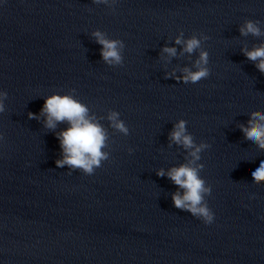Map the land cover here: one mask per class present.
Returning a JSON list of instances; mask_svg holds the SVG:
<instances>
[{"label": "clouds", "instance_id": "9594fccd", "mask_svg": "<svg viewBox=\"0 0 264 264\" xmlns=\"http://www.w3.org/2000/svg\"><path fill=\"white\" fill-rule=\"evenodd\" d=\"M108 0H94V3H107ZM260 21L246 20L239 31L241 35L247 36L251 34L254 37L264 35L260 28ZM96 42L102 45L101 56L108 64H121L122 56L120 49L123 44L119 40L106 39L100 31L93 33ZM203 39H208L204 36ZM175 44H183V52L193 53L201 48V40L196 36H192L187 40L178 36ZM163 52L169 56L176 55L175 47H164ZM244 55L255 63L256 68L264 73V43L253 47L251 50L242 49ZM209 62V54L205 50H201L198 60L195 61L196 71L184 68V74L176 79L182 80L184 83H197L202 79H206L210 75L207 67ZM6 92H0V113L5 111L4 101L7 99ZM88 108L83 103L74 99L70 95L53 94L44 100V106L41 114L46 117L45 127L55 129L57 123L67 122L68 127L58 133L57 139L60 141L62 149V159L56 161L57 167L69 166L72 169H81L86 175L93 174L96 168H99L102 161L107 160L108 154L102 151L106 147L107 134L105 129L95 120V117L88 115ZM30 119H36L34 113H29ZM111 126L117 131L127 135L129 129L125 122L119 119L118 112H111L108 115ZM187 121H178L170 133V140L177 145H182L184 149L189 150L188 155L191 157L185 164L178 167H172L167 171L168 178L179 189L184 192L181 195L179 191L172 195V201L177 209L188 211L192 215L201 218L204 223L210 224L214 219V214L204 203V195L211 194V187H206L205 180L199 175L203 169V164L196 162L201 159L200 153L210 147L209 144L201 142L196 144L193 136L187 132ZM240 130L244 133L245 139L253 141L261 150H264V112L253 111L250 113L247 126L240 125ZM2 138V137H0ZM132 150L129 149V152ZM250 174L256 184L264 182V160L259 161V166L254 170H250ZM158 176H164L163 169L157 172Z\"/></svg>", "mask_w": 264, "mask_h": 264}]
</instances>
